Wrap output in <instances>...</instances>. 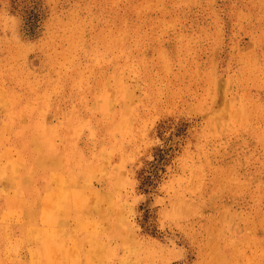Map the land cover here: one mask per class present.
<instances>
[{"label":"rangeland","instance_id":"374dc122","mask_svg":"<svg viewBox=\"0 0 264 264\" xmlns=\"http://www.w3.org/2000/svg\"><path fill=\"white\" fill-rule=\"evenodd\" d=\"M25 133L42 264H264V0H0V160Z\"/></svg>","mask_w":264,"mask_h":264},{"label":"bare ground","instance_id":"6f19581e","mask_svg":"<svg viewBox=\"0 0 264 264\" xmlns=\"http://www.w3.org/2000/svg\"><path fill=\"white\" fill-rule=\"evenodd\" d=\"M36 139L38 141L43 139L40 132L36 136ZM34 153L35 150H33L29 135L25 133L22 135L21 161L13 162L11 156L10 160L7 158L0 160V168L3 169L6 166L13 177L11 182H7L1 178V176H5L3 172L0 176V264H10L11 258L16 261V264H21L20 261L22 259H19L16 251L10 247V240L12 238H18L21 242L28 241L29 244L31 243L34 246L31 253L34 256L30 259L32 263H29L42 264L41 254L45 230L36 221H23L19 234L16 235L13 232L14 228L12 229L11 227L13 226L11 214L14 212L12 208L20 206L23 213L27 214L25 217L30 215L37 216V214L42 212L40 209L46 203L43 200L45 195H47L48 199L46 206L54 208V206L57 207L58 205H55L53 202L50 204L49 199L60 194L64 195L65 193L62 186L60 188L61 191L59 190L58 179L60 177L57 169H45L48 165H46L43 159L44 154L38 152L35 157ZM53 155L57 157L55 153ZM16 165L20 166L21 172L15 169ZM69 192L72 193L71 191ZM15 226L19 227L18 223ZM9 227L10 231H8Z\"/></svg>","mask_w":264,"mask_h":264}]
</instances>
